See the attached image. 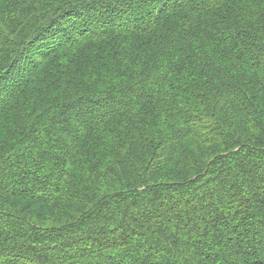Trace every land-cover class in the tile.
Instances as JSON below:
<instances>
[{
	"label": "trees",
	"instance_id": "16d2710c",
	"mask_svg": "<svg viewBox=\"0 0 264 264\" xmlns=\"http://www.w3.org/2000/svg\"><path fill=\"white\" fill-rule=\"evenodd\" d=\"M0 264H264V0H0Z\"/></svg>",
	"mask_w": 264,
	"mask_h": 264
}]
</instances>
